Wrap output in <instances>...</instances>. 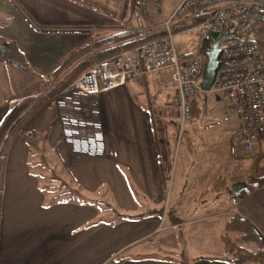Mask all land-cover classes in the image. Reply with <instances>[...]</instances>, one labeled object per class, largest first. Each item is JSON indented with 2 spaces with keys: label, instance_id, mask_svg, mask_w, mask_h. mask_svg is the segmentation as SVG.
I'll return each mask as SVG.
<instances>
[{
  "label": "crops",
  "instance_id": "obj_1",
  "mask_svg": "<svg viewBox=\"0 0 264 264\" xmlns=\"http://www.w3.org/2000/svg\"><path fill=\"white\" fill-rule=\"evenodd\" d=\"M115 1L119 2L0 0V15L10 17L0 21V34L17 42L33 69L45 76L42 81L48 90L51 71L99 33L128 28L148 32L161 23L148 21V28L141 23L130 28V18L115 15ZM196 42L192 51L175 46L188 55L197 50ZM7 67L0 64V75L8 74ZM151 74L142 80L130 75L126 85L93 97L64 90L25 126L8 160L0 264H229L220 237L234 215L251 221L264 243L262 188L232 202L231 209L201 217L212 222L208 229L222 246L221 258L189 256L181 232L188 221L182 220L181 207L190 201L181 190L172 202L173 183L167 182L172 152L167 131L177 126L169 120L181 119L173 103L176 90L170 80L165 84L151 79ZM12 105L0 101V121ZM260 139L258 146L264 152V137ZM52 152L51 166L45 167L43 162ZM47 169L58 174L45 182ZM94 174L101 182H96ZM69 186L78 199L64 197ZM95 188L102 189L101 196L106 198L110 193L105 191L118 195L113 198L117 211L105 215L93 206L90 199ZM209 188H201L192 202L203 200ZM171 202L180 206L174 217ZM178 229L173 251L172 231Z\"/></svg>",
  "mask_w": 264,
  "mask_h": 264
},
{
  "label": "rangeland",
  "instance_id": "obj_2",
  "mask_svg": "<svg viewBox=\"0 0 264 264\" xmlns=\"http://www.w3.org/2000/svg\"><path fill=\"white\" fill-rule=\"evenodd\" d=\"M181 1L164 0L160 14L154 9V5L150 3V7L153 10V15L150 18H146L141 10L131 15L128 5L131 0L112 2V8H114V12H118L115 15L119 18L131 19L127 22V26L130 28L139 23L143 27L148 28L151 26L148 21L162 23L169 19ZM4 15H0V21H10V17L8 19L6 17L8 15ZM112 31L107 30L104 33ZM102 36L105 35L99 33L95 38L99 39ZM198 38L197 31L189 29L176 35L175 44L178 48H184V51H192L196 49L195 42ZM180 52L183 53L182 51ZM8 69V74L0 75V101L7 100V102L15 104L26 96L40 97L47 90L42 80H31L24 74L10 68ZM149 77L157 80L159 78V82L167 84L171 79V71L169 69L162 70L151 74ZM168 92L170 93L171 91L168 90ZM17 94H21V97ZM197 102L199 113L192 121L182 122L178 117L169 120V123H176L177 126H172V129L167 131L169 136L167 141H169L172 148L167 182L173 183L172 202L174 199L179 198L181 190L184 191L182 197H186L190 201L186 207H181L183 213L181 218L188 221L187 226L182 227L181 232L185 235L189 256H212L219 259L223 251L219 240L215 239L213 234H211L212 230L208 229L212 222H204L202 220L205 219L201 217L218 214L222 210L232 208V202L239 200L237 199L238 196H230V192H233V184L223 187L220 192H205L203 194L208 195L203 200L192 201L197 198L201 188H209L212 181L218 176L230 177L234 174H240L245 175L249 183L255 182L257 177L251 165L256 161L255 156L261 153V146H255L251 152H244L245 148L238 141V135L242 129L241 119L230 107L226 95L213 92L212 90L203 91L201 89L197 96ZM105 130L109 136L111 132L107 126ZM53 157H55L53 152L46 156L43 162L45 167L51 166L49 160ZM54 161L53 166L56 167ZM117 170L119 173V168ZM45 174L46 178L44 181L47 182L52 177L51 175L58 174V170L49 172L47 169ZM66 175H68V171H66ZM74 176L78 177V173L75 172ZM93 176L96 178V182H101L98 174ZM70 183L73 184L74 180H70ZM105 192L110 193L107 198L106 196H101L103 194L102 189H93L90 200L93 206L102 214H113L117 211L115 210L113 198L115 197L116 199L118 195H113L111 191ZM85 193L87 194L86 190ZM77 194V191H73L71 186H69L64 197L78 199ZM85 200H88V198H85ZM172 202L170 211L172 212L171 217H174V211L178 208L180 209V206H176ZM164 209L167 210L168 206L164 207ZM166 213L163 212V216ZM197 219L200 221H194ZM166 220L169 222V217ZM203 229H206V231L204 232ZM172 232V247L174 248L173 251H176L174 246L177 244L176 236L179 237L180 231L178 229L177 232L176 230ZM175 254L178 255V252H175Z\"/></svg>",
  "mask_w": 264,
  "mask_h": 264
},
{
  "label": "built area",
  "instance_id": "obj_3",
  "mask_svg": "<svg viewBox=\"0 0 264 264\" xmlns=\"http://www.w3.org/2000/svg\"><path fill=\"white\" fill-rule=\"evenodd\" d=\"M163 2L139 0L140 10L150 18V3L160 14ZM206 13V20L192 28L199 36L196 43L199 45L208 33L218 37L232 33L221 43L212 91L228 98L230 107L241 119L238 141L244 152H251L264 137V55L249 33L256 23L264 21V0H182L169 19L151 28L164 31L165 36L95 63L65 92L93 97L126 85L130 75L142 80L148 74L169 69V84L176 90L173 103L180 110L182 122L191 121L192 102L201 90L203 56L199 52L191 56L180 54L175 46V31L191 18Z\"/></svg>",
  "mask_w": 264,
  "mask_h": 264
},
{
  "label": "trees",
  "instance_id": "obj_4",
  "mask_svg": "<svg viewBox=\"0 0 264 264\" xmlns=\"http://www.w3.org/2000/svg\"><path fill=\"white\" fill-rule=\"evenodd\" d=\"M140 10L139 0H131L130 13L134 15ZM208 14L191 18L185 26L176 34L192 29L206 20ZM105 36L94 39L91 42L71 51L51 71L50 87L40 97L27 96L13 104L0 121V232L3 214V198L6 182L7 166L9 155L15 140L25 126L49 103L55 100L69 85H71L82 73L95 63L116 55L123 51L133 50L151 41L165 36L161 30L143 32L138 29H124L122 31L100 33ZM249 36L257 42L264 55V21H260L251 29ZM218 38L215 33H208L202 39L195 52L203 56V66L199 80H203L207 65L206 53L212 43ZM0 64L10 67L12 70L24 74L31 80H43L45 76L38 74L28 61L15 40L6 38L0 34ZM192 102V119L199 113L196 97ZM252 163L253 172L257 180L249 183L245 175L234 174L230 177L218 176L211 184V190L220 192L223 187L236 182H246L249 188L238 196L237 201L243 200L256 191L264 188V152L255 156ZM230 196L236 197L231 191ZM224 247V260L229 264H264V243L255 229V226L248 219L240 216H232L226 224V232L220 237ZM254 247V248H252Z\"/></svg>",
  "mask_w": 264,
  "mask_h": 264
},
{
  "label": "water",
  "instance_id": "obj_5",
  "mask_svg": "<svg viewBox=\"0 0 264 264\" xmlns=\"http://www.w3.org/2000/svg\"><path fill=\"white\" fill-rule=\"evenodd\" d=\"M232 33H226L220 35L213 43L207 55V65L205 75L201 83V89L203 91H211L213 83L216 78V74L219 68L220 63V54H221V43L222 41L231 36ZM233 192L236 196H240L241 193L246 191L249 188V184L246 182H236L233 184Z\"/></svg>",
  "mask_w": 264,
  "mask_h": 264
}]
</instances>
